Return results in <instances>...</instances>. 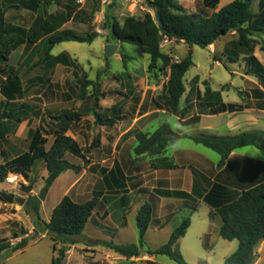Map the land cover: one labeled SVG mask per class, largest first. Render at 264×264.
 <instances>
[{
	"label": "trees",
	"instance_id": "1",
	"mask_svg": "<svg viewBox=\"0 0 264 264\" xmlns=\"http://www.w3.org/2000/svg\"><path fill=\"white\" fill-rule=\"evenodd\" d=\"M46 1L49 4V0ZM53 1L59 4L61 0ZM146 1L155 10V16L146 13L142 18L127 16L123 21L114 18L110 22V29L116 40L133 44L140 53L150 55L151 68H156L159 61H162L165 67L169 68V79L164 86V94L161 96L168 110L174 113L178 112L180 101L186 92L184 79L194 62L191 55L186 56L179 62H173L171 57L165 55L161 50L160 45L164 37L183 41L190 47L209 48L230 32L237 31L239 38L236 44L249 55L248 61L251 63L249 72L261 81L264 80V66L252 54L253 48L251 47V36L255 32L264 34V0L260 3V13L257 15L252 11L253 0H234L219 10L217 9L221 0H203L205 7L211 11L207 15L190 14L176 0ZM42 2L43 0H19L18 6L11 4V7L38 12L42 7ZM4 7L3 0H0V23L4 20ZM51 16L38 29L33 27L26 39L20 37L15 39L16 34H13L11 43H6L4 49H2L0 39V65H2L0 73L3 75V80L0 83V94L5 99L4 106H0V142L11 134L14 127L21 124L22 115L25 113V109L28 108L26 104L19 103L24 99L27 89L18 73V69L8 64L12 52L24 44L28 47L44 42L43 60H47L49 66L54 67L61 64L77 67V60L73 59L67 52L53 56L52 51L54 48L65 42L93 43L98 36L97 32L78 35L68 29L60 31L66 19L63 16ZM157 16L161 18L163 26H160L156 19ZM21 31L20 28H15L10 29L9 32ZM1 35L0 32V38ZM39 62L37 61L33 67L37 66ZM44 68L49 69L50 67L45 65ZM35 83V80L30 81V85ZM90 84L92 83L81 81V94H87V88ZM206 97H216L218 99V106L212 107L211 114L226 111L235 112L244 109L243 105L223 103L221 94L213 92L209 86L206 87ZM99 100L100 96L96 95L95 107L90 111V115L95 118L98 125L113 126L117 122V117L105 118L97 112L96 108ZM261 108L264 109V101L261 103ZM82 116L81 113L73 110H64L59 115L53 116L52 120L58 128L49 147V139L43 130L41 128L34 130L29 149L0 164V184L4 183L11 173L19 174L29 180L30 173L39 161H43L46 165L48 172L47 189L66 171L72 170L75 173H80L83 167L72 163L66 156L68 153H72L75 156L84 157V150L72 137L66 135V131L70 123L76 122ZM192 121H198V117L192 118ZM169 131L170 126L164 124L152 134L140 131L130 132V134H135L138 141V147L136 148L138 154L150 153L158 156L153 162L154 168H173L175 166L168 157L160 156L166 150L169 142L174 140V137L168 134ZM188 137L221 156L218 163L219 169L227 164L232 152L238 148L255 146L264 149V131L262 130L243 132L235 136H220L203 132ZM99 144L100 139L93 142L95 147ZM87 152H90V150ZM32 189V186L26 187L28 192ZM176 194L182 197L189 196L183 192ZM202 198L222 219L220 236L228 241H239L237 251L228 257L224 264H254L255 249L259 243L264 241V181L252 187L243 188L241 191L231 190L229 187L224 186L222 182H216L210 192L203 195ZM97 206L98 196L96 195L92 200L82 204L76 203L70 196L66 195L54 208L50 221L46 223L50 237L54 242V250L58 253V256L53 260V264H62L67 255V249L64 247L58 250L57 244L73 245L78 243V239L82 237ZM155 207L156 202L151 200L146 202L138 212L139 245L106 243V246L127 259L139 257L141 248L145 245V236L151 225ZM196 210L197 205H194L192 211ZM37 213L40 215L39 209H37ZM190 226L191 217L189 216L184 218L181 224L175 228L166 244L155 251L150 250L149 254L166 255L178 264H189L177 248V243L186 235ZM28 245L29 240L27 238H24L15 247H12L9 242H0V255L10 248L14 251L24 250ZM89 264L101 263L91 262Z\"/></svg>",
	"mask_w": 264,
	"mask_h": 264
},
{
	"label": "crops",
	"instance_id": "2",
	"mask_svg": "<svg viewBox=\"0 0 264 264\" xmlns=\"http://www.w3.org/2000/svg\"><path fill=\"white\" fill-rule=\"evenodd\" d=\"M233 1L221 0L217 10ZM261 1L253 0L252 11L256 15L260 13ZM15 2L17 0H3V3L8 5L4 7V20L8 22L6 28L9 31L10 29L21 28V25L13 22L18 16L16 12H21V9L11 7V4ZM50 3V0L49 4L46 0H43L42 7L38 12H31L25 8L23 11L32 14V17L35 16L33 20H37V14L44 12L46 7L51 5ZM18 5L19 2L17 3ZM234 32L235 35L238 34L237 31ZM223 38L208 49L219 46ZM238 38L229 43L225 42L218 48L224 55L230 57L233 62H238L242 57L246 59L245 72L237 75L242 77L244 85L242 88H238L239 99L227 101L222 97L223 103L243 105V110L211 114L210 110L212 107L218 106V99L216 97H206V91L203 92L201 87L198 86L199 80L197 77L193 79V81L197 82V86H191L189 91L186 88V92L180 101L179 110L176 113L168 110L165 104L163 105L161 102V96L164 92H144L139 95L129 93L130 97H121L112 102L108 100L109 97L106 95L100 97L102 100L100 102L101 110L112 113L117 117V122L113 126H100L103 130H108L109 128L113 133H107L102 136L96 150L91 149L90 152L84 150V157L68 153L66 158L72 163L82 166L83 169L80 173H75L72 170L69 171L73 173L66 171L53 184L54 186L63 180L66 189L62 198L68 195L79 204L92 200L95 195L98 196V206L94 210L81 237L83 242L78 241V243L73 245L57 244V249L64 247L67 249L65 264H89L91 262L122 264L124 261L131 262V264H172L170 257L166 255H150L149 251H155L166 244L175 228L181 224L184 218L189 216L191 217V226L187 230L186 235L178 241L177 248L183 256L200 255L201 252L209 256L215 253L214 245L218 241L217 235L220 236L222 222L217 212L210 205L205 204L202 196L210 192L211 186L208 185H211L212 182L214 183L219 177L222 179H220V182L224 186L234 191H241L243 188L237 189L233 184L239 181V185H243L244 179L264 177V160L249 154H254L255 151H240L244 148L259 149L255 146H246L233 151L227 164L219 169L218 163L221 160V156L219 159L218 157L210 156L198 147L191 150H181L173 146L175 141L177 142L185 136H195L203 132L220 136H235L248 131H264L263 128H256L259 126L260 120L264 119V109L261 108V103L264 101V80L261 81L249 72L251 69V63L248 61L249 55L236 44ZM251 38L252 54L264 66V43L255 42L254 35ZM39 44L33 45L32 49L35 50ZM26 49L27 45L24 44L14 50L12 54L17 50H21L23 54ZM63 52L70 54L68 51ZM12 54L9 57V61ZM52 55L57 56L53 53ZM70 56L72 57L71 54ZM31 61V56L24 57L22 63L28 66ZM32 62L33 65L36 63L35 60ZM232 74L236 73L233 72ZM231 86L235 87L233 84ZM128 99L130 102H126ZM124 108L129 110V113L133 116L130 121H126L124 117ZM165 116H174L180 124L193 126L195 129L192 132L179 131L178 135L180 137H174V140L169 142L166 150L160 155L161 157H168L175 165L173 168H154L153 162L158 156L150 153L138 154L136 152L138 141L135 134H130V132L140 131L152 134L150 129L153 127V122L158 120L161 121L159 128L164 124H168L171 130V124L165 120ZM194 117H198V121L193 122L192 118ZM71 127L72 125L67 126L66 135L72 137L83 148ZM197 145L203 146L201 144ZM171 147H173L172 153L170 152ZM69 155L72 157H69ZM259 178L255 179L250 185L247 184V187H252L264 181L258 180ZM180 192L189 196L182 197L176 194ZM62 198H60L59 202ZM151 200L156 202V207L151 225L145 236V245L141 248V255L127 259L107 247L106 243L139 245L136 240L134 242L126 240L125 235H127L130 226L129 219L134 217L137 226L139 210L146 202ZM202 204L207 207L206 215L195 228L194 215L198 213L199 205ZM194 205H197L196 211H192ZM48 215L47 223L50 221L52 213ZM213 235L216 237H214V244L210 246L211 241L209 240ZM226 241L229 243L227 250L223 253L222 264L239 247L238 244L237 249L233 250L236 240ZM45 242H47L45 253H37L29 261L21 262V264H53L54 258L57 257V252L54 250L53 240L48 235H42L36 241L29 242V245L24 250L7 257L0 264H9L19 255H24L33 247H38ZM87 253L90 254V257H88ZM254 264H264V241L259 243L255 249Z\"/></svg>",
	"mask_w": 264,
	"mask_h": 264
},
{
	"label": "rangeland",
	"instance_id": "3",
	"mask_svg": "<svg viewBox=\"0 0 264 264\" xmlns=\"http://www.w3.org/2000/svg\"><path fill=\"white\" fill-rule=\"evenodd\" d=\"M176 1L190 14L207 15L211 13L205 7L203 0ZM18 2L19 0L14 4L17 6ZM51 2L54 1L51 0ZM16 13L18 16L13 22L21 25L20 29L22 31L16 32L15 39L18 37L26 39L33 27L38 29L51 15L53 17L63 16L66 19L60 31L73 30L78 35L97 32L98 36L93 43L65 42L54 48L52 51L54 55L68 51L73 59L77 60V67L61 64L54 67L49 66L47 60H43L44 42L39 44L35 50L32 49L33 46H28L23 54L21 50H17L12 54L8 64L10 63L9 65L18 69V73L27 89L24 99L19 103L26 104L28 108L25 109V113L22 115L21 124L14 127L11 134L0 142V164L27 151L33 132L38 128H41L48 137L49 147L58 128L52 117L59 115L61 110H73L83 115L76 122L70 123L72 125L71 129L79 138L83 150H96L93 142L107 133H113L109 128L103 130L95 122V118L90 115V111L95 107L96 95L98 97L106 95L109 97L108 100L112 102L121 97H130L129 93L132 95H139L144 92L162 93L168 82L170 70L165 67L162 61L158 62L156 68H151L150 55L140 53L133 44L116 40L110 29V22L114 18L123 21L127 16L142 18L146 13L155 16V10L147 4L146 0H61L59 4L54 2L46 7L44 12H39L36 16L37 20H33L35 16L32 17V14L23 11V9H21V12ZM7 23L5 20L0 23L2 49L5 48L6 43H11L13 34H15L8 31L6 28ZM238 37L239 35H235L234 31L230 32L228 36L221 40L219 46ZM254 37L255 42L264 43L263 33H254ZM107 45H118L121 51L110 58H106L105 49ZM219 46L211 49L199 46L190 47L183 41H177L175 44L161 48V50L165 55L171 57L173 62L176 59L182 60L188 55L192 56L194 65L187 72L184 79L188 91L191 86H197V82L193 81L197 77L199 80L198 86L201 87L203 92L209 86L213 92H219L227 101H236L239 99L238 88L244 86L242 77L237 75L245 72L246 59L242 57L238 62H233L230 57L224 55L218 48ZM29 56H31L32 61H40L37 66L33 67L32 61L28 66L22 63L24 57ZM45 65L50 68H44ZM233 72L236 73L234 74L236 76L232 74ZM2 80L3 75L0 73V83ZM32 80H35L36 83L30 85ZM81 81L92 83L88 86L86 95L81 94ZM101 101L100 99L98 102L97 112L105 118L115 117L114 114L101 110ZM4 102L5 99L0 94V106H4ZM126 102H130L129 99ZM161 102L164 105V101L161 100ZM124 114L126 121L133 118L129 110H125V108ZM165 120L171 124V131L176 134L179 131L192 132L195 129L193 126L180 124L174 116H165ZM160 123L159 120L154 121L150 132H155ZM256 128L264 129V119L260 120L259 126ZM173 147L181 150H191L198 147L210 156L218 157V159L220 157L215 151L197 145L191 138L186 136L177 142L175 141ZM173 147L170 148L171 153ZM240 151H255L254 154H249L264 160V149L244 148ZM259 153L260 155H258ZM69 157L72 156L69 155ZM69 173L73 172L69 171ZM47 177L46 165L43 161H39L30 173L29 180L21 176L20 181L16 184H8L6 181L0 184V242H9L12 247H15L24 238H27L31 243L42 235L50 236V232L46 227L48 214L52 213L53 208L62 198L66 187L62 180L47 189ZM257 178L244 179L243 185H239L240 182L236 181L233 186H236L237 189L247 188ZM261 178L264 177H260L258 180H264ZM220 179L219 177L214 183L220 182ZM214 183L212 182L211 185L208 183V186L213 188ZM28 186L33 187L32 191L28 192L26 190ZM44 191H47V195L42 200L40 195ZM4 194H14L16 199H20V202L16 199L13 202H8L4 199ZM37 209H39L40 215H38ZM206 209L205 205H199L198 213L194 215L195 228L205 218ZM129 221L130 226L127 235H125L126 240L128 242H134V240L139 242L140 235L136 220L134 217H130ZM214 237L216 236H211L209 240L211 241L210 246L214 244ZM217 239L218 241L214 245L215 253L209 256L204 252H201L200 255H186L184 256L185 260L189 264H222L223 253L227 250L229 242L219 235H217ZM78 241L83 242L81 237ZM234 244L235 248L233 250H236L239 242L236 240ZM46 248L47 242L38 247L35 246L28 253L16 257L9 264H21V262L29 261L37 253H45ZM16 252L20 251H14L12 248L7 249L0 256V263ZM87 255L90 257L89 253ZM65 259L66 257L62 264H65ZM171 263L177 264L172 260Z\"/></svg>",
	"mask_w": 264,
	"mask_h": 264
},
{
	"label": "water",
	"instance_id": "4",
	"mask_svg": "<svg viewBox=\"0 0 264 264\" xmlns=\"http://www.w3.org/2000/svg\"><path fill=\"white\" fill-rule=\"evenodd\" d=\"M157 21L159 22L160 26H163V23L161 21V18L159 16L156 17ZM121 49L118 45H107L106 49H105V57L106 58H110L112 55H114L117 52H120ZM169 135L179 138L180 135L172 132L171 130L168 132ZM47 191H44L41 195H40V199L44 200L46 197ZM4 199L8 202H13L16 198L14 194H4ZM17 201L20 202V199H16ZM122 264H131V262L128 261H124Z\"/></svg>",
	"mask_w": 264,
	"mask_h": 264
},
{
	"label": "built area",
	"instance_id": "5",
	"mask_svg": "<svg viewBox=\"0 0 264 264\" xmlns=\"http://www.w3.org/2000/svg\"><path fill=\"white\" fill-rule=\"evenodd\" d=\"M177 42L176 39H172V38H169V37H164L161 41V45L160 47L161 48H165L167 46H170L172 44H175ZM180 60L176 59L175 62H179ZM20 177L21 175L19 174H14V173H11L9 174V176L6 178V183L8 184H16L20 181Z\"/></svg>",
	"mask_w": 264,
	"mask_h": 264
}]
</instances>
